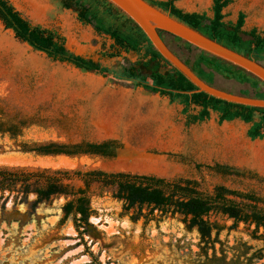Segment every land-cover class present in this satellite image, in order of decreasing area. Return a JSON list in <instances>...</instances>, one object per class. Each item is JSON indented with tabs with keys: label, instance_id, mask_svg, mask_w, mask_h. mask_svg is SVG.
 Here are the masks:
<instances>
[{
	"label": "rangeland",
	"instance_id": "1",
	"mask_svg": "<svg viewBox=\"0 0 264 264\" xmlns=\"http://www.w3.org/2000/svg\"><path fill=\"white\" fill-rule=\"evenodd\" d=\"M31 24L57 31L66 49L119 72L140 57L118 51L113 41L82 25L62 0H8ZM164 1V0H157ZM187 13L212 16V0H179ZM246 15L244 31L264 35V0H231L225 22ZM164 41L181 60L193 64L199 51L169 34ZM169 66L160 63L158 70ZM149 72V70L145 71ZM216 88L236 92L246 85L215 77ZM182 106L167 97L134 88L112 74L81 71L32 51L0 21V112L24 123L23 141L38 146L81 141H115L114 157L40 155L0 133V170L132 172L168 181H189L211 193L215 186L237 201L254 197L264 207V140L251 142L249 125H219L211 112L203 123L184 126ZM197 109L193 111L196 113ZM78 186L79 183H76ZM90 226L79 234L72 218L62 221L67 200L55 196L35 203L20 183L0 187V264H264V229L221 214L204 216L201 232L173 207L125 210L110 188L92 185Z\"/></svg>",
	"mask_w": 264,
	"mask_h": 264
},
{
	"label": "trees",
	"instance_id": "2",
	"mask_svg": "<svg viewBox=\"0 0 264 264\" xmlns=\"http://www.w3.org/2000/svg\"><path fill=\"white\" fill-rule=\"evenodd\" d=\"M145 1L207 38L264 66V35L255 28L243 30L245 13L239 12L235 22L224 21L223 10L231 0H212L211 17H207L205 13L183 12L175 5L179 0ZM61 3L63 8L76 12L79 23L92 26L97 34L107 36L113 41L112 48L116 47L117 51L103 53V56H118V51L122 50L125 53L133 52L140 58L122 67L119 72H112L97 62L70 53L61 34L41 25L31 24L8 0H0V21L4 29L10 30L20 42L26 44L32 51L44 54L53 62H65L81 71L103 76L112 74L119 80L130 82L134 88L167 97L170 104L177 102L182 106L181 114L185 116V127L206 122L213 112L218 116L219 125L235 120L249 125L246 136L251 142L264 139V109L229 103L198 92L191 82L153 49L139 27L108 1L62 0ZM165 34L159 32L163 40ZM175 39L181 41L177 37ZM184 45L192 47L188 43ZM199 52L193 64L182 61L203 81L217 87L216 76L232 80L237 85L247 87H241L236 92L223 89L224 91L264 99V83L230 63L204 51ZM160 63L169 66L170 69L167 72L159 71ZM147 70L149 72H145ZM195 109L197 112L193 113ZM24 126V123L6 119L0 112V133L8 135L15 141L19 140L25 151L40 155L89 154L110 158L115 156L119 148L115 141L30 146L21 139ZM17 183L22 185L26 193L35 195L36 204L55 196L66 197L67 200L62 207V221L71 217L79 234L85 233L90 226L92 185L112 189L114 196L122 201L125 210L151 207L152 210L164 211L173 207L176 212L190 217L191 226H198L201 232L204 230L200 224L202 218L211 213L227 216L235 222L249 221L256 228L264 229V207L259 205V201L254 197L237 201L232 197L234 192L223 186H215L211 193H207L197 190L189 181H168L132 172L0 170L1 190Z\"/></svg>",
	"mask_w": 264,
	"mask_h": 264
},
{
	"label": "water",
	"instance_id": "3",
	"mask_svg": "<svg viewBox=\"0 0 264 264\" xmlns=\"http://www.w3.org/2000/svg\"><path fill=\"white\" fill-rule=\"evenodd\" d=\"M117 10L131 19L135 25L144 33L153 49L165 59L171 67L180 72L198 90L211 97L229 103L264 109V99L253 96H245L230 93L216 88L199 78L189 66H187L169 48L166 42L159 36L164 32L183 42L215 56L231 65L242 69L251 76L264 83V66L252 59L232 51L216 41L207 38L201 33L193 30L180 20L172 17L169 13L151 5L145 0H106Z\"/></svg>",
	"mask_w": 264,
	"mask_h": 264
},
{
	"label": "crops",
	"instance_id": "4",
	"mask_svg": "<svg viewBox=\"0 0 264 264\" xmlns=\"http://www.w3.org/2000/svg\"><path fill=\"white\" fill-rule=\"evenodd\" d=\"M241 122V121H240ZM224 123H226V122H224ZM243 123V122H242ZM244 124V123H243ZM245 125H247V124H245ZM264 140V139H263ZM256 141V140H255Z\"/></svg>",
	"mask_w": 264,
	"mask_h": 264
}]
</instances>
